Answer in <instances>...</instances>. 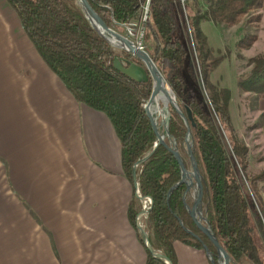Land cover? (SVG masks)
Masks as SVG:
<instances>
[{
    "label": "trees",
    "instance_id": "16d2710c",
    "mask_svg": "<svg viewBox=\"0 0 264 264\" xmlns=\"http://www.w3.org/2000/svg\"><path fill=\"white\" fill-rule=\"evenodd\" d=\"M5 1L43 63L74 99L108 118L120 143L123 174L133 184L134 164L145 157L155 141L144 110L152 83L151 80L137 83L126 77L113 68V60L118 55L141 63L124 52L116 53L90 26L77 0ZM147 1L89 0V3L109 28L128 26L133 21L138 22V28L144 24L143 51L163 76L167 63L173 67L171 76L164 78L183 115H187V110L192 114L194 127L188 125L192 153L201 178L202 215L230 256L231 264H263L264 200L261 192L264 171L251 178L245 175L248 149L233 134L229 92L218 91L210 83L218 59L212 57L200 24L210 22L232 27L250 14L254 21L264 0H201L204 8H199L195 0H185L182 13L185 23L180 21L178 29L170 13L175 9L174 0H149L143 21ZM255 39L254 35L246 34L236 47L247 49ZM251 61V71L238 79V86L264 99V56ZM202 87H205V95ZM170 114L169 133L177 148L186 152L187 127L174 109L170 108ZM135 174L139 193L152 199L144 221L151 248L160 251L171 264H177L175 242L195 249H202L205 244L216 255L208 238L188 219L179 190L173 191L166 202L167 191L180 177L174 156L159 146L149 159L138 165ZM260 182H263L262 188ZM186 197L192 207L194 199L190 192ZM256 202L262 210H257ZM140 208L134 189L127 210L129 223L134 228ZM177 219L200 240L186 233ZM252 220L263 236L260 241L253 232ZM138 237L143 244L141 236ZM144 248L145 264H165Z\"/></svg>",
    "mask_w": 264,
    "mask_h": 264
},
{
    "label": "crops",
    "instance_id": "0c3cea01",
    "mask_svg": "<svg viewBox=\"0 0 264 264\" xmlns=\"http://www.w3.org/2000/svg\"><path fill=\"white\" fill-rule=\"evenodd\" d=\"M133 190L108 118L74 99L0 0V264H145ZM174 250L177 264H210Z\"/></svg>",
    "mask_w": 264,
    "mask_h": 264
},
{
    "label": "water",
    "instance_id": "95a60500",
    "mask_svg": "<svg viewBox=\"0 0 264 264\" xmlns=\"http://www.w3.org/2000/svg\"><path fill=\"white\" fill-rule=\"evenodd\" d=\"M147 6L145 9L144 19L147 16ZM77 4L80 6L82 12L85 15V18L89 22L90 26L97 32V34L104 39L113 50H117L119 52H124L130 55L132 58L136 59L141 63V65L130 62L127 59L116 55L113 60V68L125 75L126 77L134 80L137 83H147L151 80L152 89L150 97L145 104V115L155 133V141L151 150L143 157L138 160L133 166V188L136 191V196L142 202V206L137 214H142L145 212L146 204H152V199L147 195H141L138 191V182L137 176L135 174V170L139 164L145 162L149 159L157 150L159 146H163L169 153H171L174 158L178 161L180 177L177 183H175L168 191L166 195V202L168 203L170 195L175 190H179L181 195V200L183 203V207L188 219L191 223L201 232L203 233L210 243L214 246L216 250V255L209 250L207 245L202 244V249L207 256V259L210 264H231L230 256L225 252V250L219 244L213 230L210 228L208 222L203 217L201 212L202 205V185L201 178L199 175V171L197 168L196 161L193 157L192 153V141H191V132L190 125L194 127V122L192 119V114L189 110H187V115H183L181 112L178 103L176 101V97L168 85L166 79L159 71L153 60L150 56L140 49L145 26L144 24L141 26L137 41H131L125 36L115 32L112 28H109L105 22L99 17V15L93 10L91 7L89 0H77ZM128 30H130L127 26ZM170 108L174 109L182 118L185 126L187 127V133L185 135V146L186 152H183L177 148V144L173 139L172 135L169 133V121L171 118ZM161 119L160 123L163 127V133L159 130L158 120ZM168 140V143L165 140ZM196 185L197 187V198L194 201L193 206L189 205L187 200V193L190 189ZM151 207L146 209L147 213L149 212ZM179 225L183 228V230L190 234L192 237L199 239V237L191 232L190 230L184 228L183 223L180 219H177ZM136 228L138 230L139 235L142 238L143 244L151 254L163 261L165 264H171L170 260L163 255L160 251L154 250L148 243L147 234L141 228L137 218H136Z\"/></svg>",
    "mask_w": 264,
    "mask_h": 264
},
{
    "label": "rangeland",
    "instance_id": "374dc122",
    "mask_svg": "<svg viewBox=\"0 0 264 264\" xmlns=\"http://www.w3.org/2000/svg\"><path fill=\"white\" fill-rule=\"evenodd\" d=\"M190 3L192 2L190 1ZM194 3L199 8H204L201 0H195ZM174 4L175 11L171 9L170 13L178 29L180 21L185 23L182 15V13L184 14V10L176 0H174ZM256 15H258V18L254 21L253 18H250L252 16L250 14L244 17L239 24L232 27L216 25L210 22H201L200 24V29L207 38L212 57L218 59V64L210 75V83L218 91L227 90L229 92L228 109L233 134L248 149V167L245 172L247 178L257 176L264 171V109L261 112L257 103L263 98H260L255 92L242 91L237 82L240 77L246 76L251 71L253 67L251 60L253 58L264 56V5L257 11ZM248 18L250 19L248 20ZM137 25L138 22L133 21L128 25L131 31L124 26H117L113 30L136 42L140 30ZM246 34L255 36L254 43L247 49H238L236 43ZM165 67L163 68V73L164 77L168 79L173 72V67L169 63ZM204 88L202 87V92L205 95ZM160 120L159 118V130L163 133ZM259 187H263V182L259 183ZM197 191L196 185L189 191L194 201L197 198ZM261 194L264 200V190H262ZM140 205L142 206L141 201ZM255 207L257 210H262L258 202H256ZM146 209H148V203L146 204L143 216L138 220L144 231L146 227L144 221L147 217ZM252 228L257 240L263 239L258 225L253 220ZM262 244L264 264V241Z\"/></svg>",
    "mask_w": 264,
    "mask_h": 264
},
{
    "label": "built area",
    "instance_id": "2783aa9c",
    "mask_svg": "<svg viewBox=\"0 0 264 264\" xmlns=\"http://www.w3.org/2000/svg\"><path fill=\"white\" fill-rule=\"evenodd\" d=\"M180 5H181V7L183 8V10H184V2H185V0H176ZM128 27V26H127ZM129 28V27H128ZM130 29V28H129ZM129 31H131V29L129 30ZM140 31V30H139ZM127 38V37H126ZM140 49H142V47H140ZM141 216H143V213L142 214H139L138 216H137V220H139L140 219V217Z\"/></svg>",
    "mask_w": 264,
    "mask_h": 264
}]
</instances>
